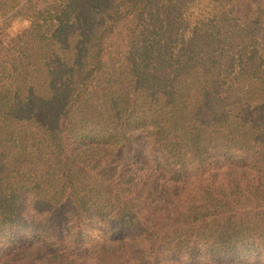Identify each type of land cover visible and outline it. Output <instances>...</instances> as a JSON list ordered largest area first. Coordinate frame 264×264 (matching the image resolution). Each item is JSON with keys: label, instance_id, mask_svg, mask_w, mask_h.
<instances>
[{"label": "trees", "instance_id": "16d2710c", "mask_svg": "<svg viewBox=\"0 0 264 264\" xmlns=\"http://www.w3.org/2000/svg\"><path fill=\"white\" fill-rule=\"evenodd\" d=\"M0 264H264V0H0Z\"/></svg>", "mask_w": 264, "mask_h": 264}, {"label": "rangeland", "instance_id": "374dc122", "mask_svg": "<svg viewBox=\"0 0 264 264\" xmlns=\"http://www.w3.org/2000/svg\"><path fill=\"white\" fill-rule=\"evenodd\" d=\"M25 26V22L20 17H14L12 21L11 32L17 33Z\"/></svg>", "mask_w": 264, "mask_h": 264}]
</instances>
